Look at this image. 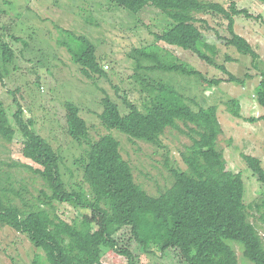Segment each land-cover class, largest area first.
Here are the masks:
<instances>
[{
    "label": "trees",
    "instance_id": "trees-1",
    "mask_svg": "<svg viewBox=\"0 0 264 264\" xmlns=\"http://www.w3.org/2000/svg\"><path fill=\"white\" fill-rule=\"evenodd\" d=\"M108 1L134 14L146 6L161 10L171 22L162 34L156 35V39L168 46L192 52L210 65L215 64L216 49L205 40L196 23L199 21L198 15L216 11L229 21L232 37L228 44L254 60L259 58L248 41L235 33L232 16L217 2ZM232 9L234 13L238 12L234 3ZM7 31L0 13L2 84L9 74L6 73L8 67L15 62V52L5 39ZM76 38L82 39L79 50L67 44L63 46L80 67L81 74L88 79L106 76L97 59L96 48L86 38ZM207 51L212 55H208ZM129 59L133 60L134 65L131 78L140 87L142 95L140 104L131 101L127 94L124 97L119 95L124 113L115 100L105 95L101 99L102 113L98 114L102 126L107 131L118 130L131 141H143L162 148V137L167 129H179L178 123H182L187 128L182 133L191 141L181 153L186 169L167 164L173 185L157 196L149 195L136 182L131 165L121 154L120 142L111 134L93 140L89 127L80 115V107L68 101L65 104L67 132L74 141L87 146L74 164L92 193L87 195L81 183H77L76 188H69L61 175V156L34 129L33 120L25 116L24 107L15 100L17 110L13 117L24 138L22 153L41 167L34 172L39 175L44 187L34 196L38 204L32 203L25 197V193H29L27 186L15 189L10 179L0 176V225L13 227L18 233L27 235L30 242L44 254L48 264H102V258L109 252L123 256L127 264H141V256L147 251L145 235L164 238L165 244L158 257L169 264H238L233 244L243 247L244 257L252 264H264V241L255 225L249 221L248 209L252 205L245 203V183L239 173L227 169L224 153L218 148V139L223 133L218 107L201 106L195 110L192 107L195 100L186 97L174 82L162 76L196 77L212 86L220 81L206 80L202 73L158 44L134 49ZM149 63L152 65H147ZM260 74L254 97L264 109V71ZM231 81L243 86L246 84L233 76ZM10 93L15 94L14 91ZM226 108L234 118H243L240 99H231L226 103ZM260 119L264 117L257 120ZM257 120L248 121L252 123ZM15 135L5 104L0 99V138L10 142ZM242 158L264 187L261 161L246 154ZM9 194L20 199L23 205L17 207ZM56 203H67L93 212L99 223L88 227L80 219L67 222L57 216ZM42 205L52 218L38 208ZM254 207L264 224V200L255 203Z\"/></svg>",
    "mask_w": 264,
    "mask_h": 264
},
{
    "label": "rangeland",
    "instance_id": "rangeland-1",
    "mask_svg": "<svg viewBox=\"0 0 264 264\" xmlns=\"http://www.w3.org/2000/svg\"><path fill=\"white\" fill-rule=\"evenodd\" d=\"M221 4L234 20V31L245 38L259 56L254 60L228 44L231 39L229 21L216 11L198 15L196 26L205 40L215 47L214 65L198 58L192 52L166 45L156 39L169 26L170 19L161 10L146 6L139 13L120 8L108 0H0L2 24L8 31L6 41L15 52V62L8 67L5 83L0 82V99L4 102L10 124L16 131L12 141L0 138V176L10 179L12 187L27 186L25 197L37 203L44 185L34 170L39 165L23 156L24 138L19 131L14 113L17 103L25 109V116L34 122V129L61 156V175L69 188L81 183L87 195L91 187L82 179L74 164L86 145L74 141L67 132L66 108L68 101L80 107L93 140L105 134L113 135L120 142L123 158L131 165L134 178L145 191L157 196L173 185L167 164L186 169L181 153L191 144L182 133L187 131L182 123L179 129L169 128L162 137L163 147L157 148L143 141H131L118 130L107 131L98 114L102 113L101 99L105 95L115 100L122 110L125 108L119 95L140 104V87L131 77L134 74L130 53L137 48L158 44L170 51L182 62L202 73L208 81H220L209 85L196 77L165 74L186 97L195 100L192 107H218V117L223 133L218 139V148L223 151L227 169L239 173L245 183V203L252 222L264 241V224L259 219L254 204L264 200V187L244 163L242 155L258 158L264 168V109L255 100L256 88L264 71V2L261 0H208ZM232 3L237 13L233 12ZM8 34V36H7ZM86 38L97 50V59L106 76L86 78L80 67L72 60L63 44L79 50ZM212 55L210 52H206ZM1 61V59H0ZM1 63V62H0ZM1 65V64H0ZM147 65H152L151 63ZM223 67L225 71L221 68ZM158 74V73H155ZM244 80L245 86L232 82L231 77ZM14 91L15 94H11ZM240 99L242 119L231 116L226 103ZM17 101V103L15 102ZM246 119V120H245ZM249 119L257 121L249 122ZM170 161V162H168ZM6 184V183H5ZM8 185V184H6ZM14 204L21 207L20 199L9 194ZM38 204V203H37ZM41 205V204H40ZM48 218V209L38 207ZM55 212L67 222L80 219L86 226H97L99 220L93 212L78 209L67 203H56ZM147 251L141 256V264H169L158 257L165 244L159 235H145ZM236 250L238 264H252L243 255V247L232 245ZM38 261L39 263H36ZM128 263V262H127ZM123 256L109 252L102 264H127ZM0 264H48L40 249L27 235L18 233L13 227L0 225Z\"/></svg>",
    "mask_w": 264,
    "mask_h": 264
}]
</instances>
